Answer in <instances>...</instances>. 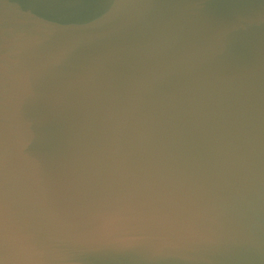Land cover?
I'll return each instance as SVG.
<instances>
[{
  "label": "water",
  "instance_id": "1",
  "mask_svg": "<svg viewBox=\"0 0 264 264\" xmlns=\"http://www.w3.org/2000/svg\"><path fill=\"white\" fill-rule=\"evenodd\" d=\"M0 264H264V0H0Z\"/></svg>",
  "mask_w": 264,
  "mask_h": 264
}]
</instances>
